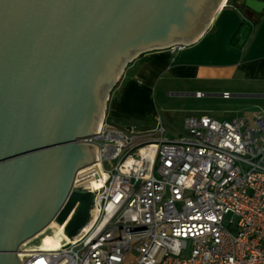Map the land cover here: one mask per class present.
Segmentation results:
<instances>
[{"label":"water","instance_id":"water-1","mask_svg":"<svg viewBox=\"0 0 264 264\" xmlns=\"http://www.w3.org/2000/svg\"><path fill=\"white\" fill-rule=\"evenodd\" d=\"M224 0H0V264L51 222L72 237L93 193L72 189L97 158V134L127 66L185 47ZM254 12L264 0H241Z\"/></svg>","mask_w":264,"mask_h":264},{"label":"built area","instance_id":"built-area-1","mask_svg":"<svg viewBox=\"0 0 264 264\" xmlns=\"http://www.w3.org/2000/svg\"><path fill=\"white\" fill-rule=\"evenodd\" d=\"M183 128L169 135L159 115L149 128L105 118L78 139L97 146L72 186L94 195L87 222L54 250L21 245L20 264H123L130 252L136 264H264V110L188 115Z\"/></svg>","mask_w":264,"mask_h":264},{"label":"crops","instance_id":"crops-1","mask_svg":"<svg viewBox=\"0 0 264 264\" xmlns=\"http://www.w3.org/2000/svg\"><path fill=\"white\" fill-rule=\"evenodd\" d=\"M241 9L247 21L255 25L243 47L238 48L230 40L244 17ZM163 75L200 81L208 91L222 88L219 94L208 92L207 95L229 92V98L245 101L240 105L243 112L235 116H250L264 110L257 104L264 100V11L254 12L241 5V0L227 1L193 44L182 50H154L139 56L127 66L120 84L110 94L107 123L124 128L128 126L125 122L128 116L147 118L153 112L151 87ZM141 104L147 105L141 107Z\"/></svg>","mask_w":264,"mask_h":264},{"label":"rangeland","instance_id":"rangeland-1","mask_svg":"<svg viewBox=\"0 0 264 264\" xmlns=\"http://www.w3.org/2000/svg\"><path fill=\"white\" fill-rule=\"evenodd\" d=\"M120 81L116 87L120 84ZM221 89L222 88L214 87L212 91H208L205 88V85L200 81L174 79L163 75L159 77L151 87V102L154 113L152 112L148 114L149 116L147 115V118L145 119H137L138 117L136 116H128L125 122L128 126L132 124L137 125L140 128H149L154 125V117L159 115L168 129L169 135L185 136L183 119L188 115L208 114L223 119L240 115L243 112L244 109L241 110L242 107L240 105L246 103L245 101L240 102L239 99L233 97L223 99L219 95L206 94L208 92L219 94L221 93ZM196 90H203L204 92H201L204 93V95L202 97H195L193 93L196 92ZM257 104L260 108H264V100L259 101ZM145 105L147 104H141L140 106L145 107ZM247 110L248 109H246V111ZM105 167L108 168L107 162H105ZM54 229L55 226H49L39 235L26 241L21 248L32 249L31 251H34L33 249L38 250V245L46 238V236H51L53 238L62 236L59 229L57 232H55ZM62 239L65 240L67 238L63 235ZM137 257V254L130 252L126 256L123 264H136Z\"/></svg>","mask_w":264,"mask_h":264},{"label":"trees","instance_id":"trees-1","mask_svg":"<svg viewBox=\"0 0 264 264\" xmlns=\"http://www.w3.org/2000/svg\"><path fill=\"white\" fill-rule=\"evenodd\" d=\"M227 1H231V0H227ZM240 12L244 17L230 40V44L238 48L243 47V45L251 35L255 25V22L247 21V17H245L244 15L245 13H243L244 11L242 9L240 10Z\"/></svg>","mask_w":264,"mask_h":264},{"label":"bare ground","instance_id":"bare-ground-1","mask_svg":"<svg viewBox=\"0 0 264 264\" xmlns=\"http://www.w3.org/2000/svg\"><path fill=\"white\" fill-rule=\"evenodd\" d=\"M226 2H227V0H224L223 4L221 5V8L226 4ZM50 226H55V229H54L55 232H57L58 229H59V231L62 233V236H58L57 238H53L51 236H46V238L38 245L40 247L38 250H40V251L54 250V249L58 248L61 245V243L62 242H65V240H66V239L65 240L62 239L63 238V235H64L63 234V226L56 225L53 222L50 223ZM28 251L29 252H27V253H32L33 252L31 250H28Z\"/></svg>","mask_w":264,"mask_h":264}]
</instances>
